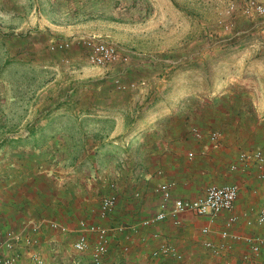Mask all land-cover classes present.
Returning a JSON list of instances; mask_svg holds the SVG:
<instances>
[{
  "label": "crops",
  "instance_id": "1",
  "mask_svg": "<svg viewBox=\"0 0 264 264\" xmlns=\"http://www.w3.org/2000/svg\"><path fill=\"white\" fill-rule=\"evenodd\" d=\"M67 14L53 0H0V231L21 239L3 252L17 253L16 264H34V254L42 264H93L89 250L73 248L85 221L110 230L102 264H251L241 260L248 245L231 236L264 234V224L248 226L242 217L247 212L254 219L264 207V180L253 166L230 170L242 150L231 152L222 139L212 145L193 138L189 127L201 130L210 113L195 105L179 113L183 102L175 95L164 101V87L172 82L122 92L107 82L108 68L66 65L62 53L56 54L59 62L52 59L51 35L77 39L54 25L66 22ZM25 103L31 107L22 110ZM254 148L264 146L248 150ZM164 182H174L175 198L203 195L210 184L239 185L232 212L239 219L229 228L226 252L213 255L202 242L220 241L229 212L211 223L185 213L180 225L165 220L141 228L140 221L157 210L155 188ZM109 193L116 194V207L100 218V200ZM205 225L208 234L200 231ZM161 242L182 258H152Z\"/></svg>",
  "mask_w": 264,
  "mask_h": 264
},
{
  "label": "rangeland",
  "instance_id": "2",
  "mask_svg": "<svg viewBox=\"0 0 264 264\" xmlns=\"http://www.w3.org/2000/svg\"><path fill=\"white\" fill-rule=\"evenodd\" d=\"M53 3L63 5L69 13L66 22L54 25L69 28L74 32L71 38L109 42L127 55L126 63L105 67L112 71L107 82L113 76L125 82H144L122 92L144 89L148 82H172V87H164L169 89L162 93L164 101L175 95L183 102L179 113L188 114L191 105L209 112L201 131H220L231 152L264 146V11L256 9L264 7V0ZM50 39L69 40L54 35ZM58 53L66 65L96 67L87 62L76 42L65 52L51 53L56 62ZM36 105L31 104L38 111ZM26 106L30 103L20 108Z\"/></svg>",
  "mask_w": 264,
  "mask_h": 264
},
{
  "label": "built area",
  "instance_id": "3",
  "mask_svg": "<svg viewBox=\"0 0 264 264\" xmlns=\"http://www.w3.org/2000/svg\"><path fill=\"white\" fill-rule=\"evenodd\" d=\"M256 9L259 12L264 11V7L262 6H256ZM75 42L83 48L87 62L93 66L110 67L117 63H126L128 61L127 55L121 53L114 44L89 37L77 38L75 41L67 39L50 40L48 49L51 52H64L71 49ZM112 83L120 91L134 90L144 84V82H125L118 76L112 77ZM188 132L198 141L206 138L212 145H218L222 139V134L218 130H210L204 133L197 127H190ZM187 155L188 157H192L193 153L188 152ZM251 166L256 170V178L264 180V149L254 148L240 151L229 168L231 171L246 172ZM173 186L174 182H164L155 188V193L159 196L157 210L152 216L143 218L140 221L141 228H147L165 220H170L176 226L180 225L181 216L185 213L206 216L211 223L215 221L217 215L220 213L229 212L231 214L224 221L225 228L220 232V241L214 242L213 240L205 239L202 242L203 247L213 255L220 256L223 252H226L229 249V245H227L225 240L231 236L229 228L239 219V215L232 213L238 197L239 185L236 183L210 184L205 188L203 195L194 198L173 197ZM116 203L117 196L115 193L103 196L97 211L98 216L100 218L109 217L113 213ZM242 217L248 226L254 224L263 225L264 207L258 211L254 219L247 212H244ZM50 225L53 228L58 227L56 222H51ZM80 229L81 232L73 243L74 250L78 252L89 250L92 263L102 264L111 243L110 230L102 225L87 223L85 221L80 222ZM133 230L136 231L137 228H133ZM200 231L202 234H208L210 231L209 225L203 226ZM231 237L236 241H243L244 244L248 245V251L241 257L242 262L252 264L256 263L260 258L264 260V234L232 235ZM19 242H21V239L14 231H0V264L17 263L18 254L4 253L3 249L12 251L18 246ZM29 242H31L30 239ZM123 251H128V246H125ZM161 255L171 256L175 259L182 258V255L177 252L176 248L167 242H161L157 248L150 252L152 258H157ZM32 259L34 264H42V260L37 254L32 255Z\"/></svg>",
  "mask_w": 264,
  "mask_h": 264
}]
</instances>
